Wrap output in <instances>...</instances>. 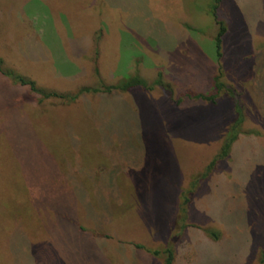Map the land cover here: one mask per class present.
Instances as JSON below:
<instances>
[{
    "label": "rangeland",
    "instance_id": "374dc122",
    "mask_svg": "<svg viewBox=\"0 0 264 264\" xmlns=\"http://www.w3.org/2000/svg\"><path fill=\"white\" fill-rule=\"evenodd\" d=\"M118 1L0 0V264H264V0Z\"/></svg>",
    "mask_w": 264,
    "mask_h": 264
},
{
    "label": "trees",
    "instance_id": "16d2710c",
    "mask_svg": "<svg viewBox=\"0 0 264 264\" xmlns=\"http://www.w3.org/2000/svg\"><path fill=\"white\" fill-rule=\"evenodd\" d=\"M219 1V0H218ZM226 28L223 26H220V28L217 31V34L215 36V45H216V56H217V60L219 61L220 57H221V43H222V37L225 34ZM0 70L5 73L8 76H12L13 79H15L16 81H19L21 84H27L29 85L32 89H36L34 86V82L24 78L21 75H17V74H12V72L10 71H6L2 69V61L0 59ZM219 74L213 77V89L215 90L216 93L220 92L223 88H224V84L222 82L219 81L220 79V75H221V69L219 68ZM142 85L144 86V83L136 78V77H132L129 80H127L125 83L121 84V85H114V86H109L106 89L107 90H111V89H121V90H128L130 88L136 87ZM85 91H99L98 88H87L84 87L80 90V93L85 92ZM44 97H49V96H57L59 98H68L66 96H64L63 94H57V93H44L43 94ZM77 97V95H73L70 96L69 100H74ZM198 97L202 98V99H206L209 100L211 102H215L214 98L215 96L210 95V96H205L203 94H200ZM239 110V109H238ZM241 120L237 121L234 126L236 127V125H238L240 123ZM236 138V135H232L231 137L226 138L223 141V144L221 146V149L218 153V155L216 156L217 158H223L226 157L228 155L231 143L234 141V139ZM216 157L213 159V161L216 159ZM188 200L186 198L183 199L182 201V205H184ZM166 252H169L168 257L165 259L164 264H172V260H173V256L172 253H170L169 249L165 250ZM154 253H157V251H154Z\"/></svg>",
    "mask_w": 264,
    "mask_h": 264
},
{
    "label": "crops",
    "instance_id": "0c3cea01",
    "mask_svg": "<svg viewBox=\"0 0 264 264\" xmlns=\"http://www.w3.org/2000/svg\"><path fill=\"white\" fill-rule=\"evenodd\" d=\"M106 1H109V0H103V2H106ZM117 2H119L118 0H116Z\"/></svg>",
    "mask_w": 264,
    "mask_h": 264
}]
</instances>
